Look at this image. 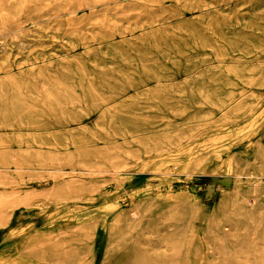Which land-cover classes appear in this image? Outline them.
I'll use <instances>...</instances> for the list:
<instances>
[{
	"label": "bare ground",
	"instance_id": "6f19581e",
	"mask_svg": "<svg viewBox=\"0 0 264 264\" xmlns=\"http://www.w3.org/2000/svg\"><path fill=\"white\" fill-rule=\"evenodd\" d=\"M15 1L19 2V7L22 10L19 13L11 8L0 9V39H5L7 36L5 42L8 47H13L17 42L26 46L28 41H33L27 39V35L44 33L42 25L55 27L58 31L59 26L64 27L61 21L66 16L75 15V10L68 6L39 9L37 6L40 0ZM72 1L88 4L89 8L94 5V1L91 0L88 2L86 0H67V2ZM246 1L252 3L245 7L249 9V12L246 15L247 20H243L248 22L243 24L246 28L242 30L239 27L242 24L238 19L242 14L233 15L228 17L230 22L227 27H224V35L219 36L217 33L219 26L211 23V19L206 15V9L203 5H199L197 6V16L194 19L187 18V13L184 10L176 11L174 9V12L170 14L177 25L169 28V32L175 29V32L180 36V39L176 40L178 42L176 45H174L172 36H169L165 30L159 34L160 36L153 34L143 41L129 43L130 41L123 40L121 46H109L117 65L128 66V74L131 73L133 78L124 76V73L117 69L97 70L88 54L92 53V49L87 50L89 41L78 42L79 47L75 45L87 51L81 56L77 53L74 54L75 47L72 49L66 44H61L60 48L64 49L59 50L67 53L63 60L64 66L55 63L47 67L20 71L13 70L10 65L0 64V130L10 129L11 131L29 128L32 125L36 128L45 127L46 130L60 131V134L49 139H18L19 145L23 142L28 144L44 142L48 145H58L60 142L66 146L73 144L75 158L84 162L89 159L103 160L110 163L113 168H120L123 161L118 158L119 151H123L124 154L129 153V145H113L109 147L108 152H104L101 148L92 147V143L97 137L86 134L83 127L77 128L79 131L83 130L79 134L75 132V129H70L73 124L82 123L81 118L48 119L47 116L50 113H57L55 112L57 110L56 102L53 101V98L63 96L67 92L69 94L76 92V90L84 92L86 96L94 93L99 102H103L107 98H121L119 108L114 114H111L117 118V121H121L120 118L130 110L133 113H139L138 108L143 103V98L153 95L165 97L157 104L159 105L157 108L163 111L169 98H180L186 106L191 105L190 103L195 98L219 97L222 98L223 103H228L235 98L245 100L243 104H236L225 120L216 128L217 132L215 133H219L223 138L217 142L202 137L185 138L180 135L176 137V141L163 136L153 140L134 139L138 148L149 156L141 166L147 172L169 168L190 172L194 168H202L204 164L198 158L200 154H204L230 137L242 135L250 138L251 134L258 133L257 140H249L247 143L251 149L253 160L247 161L240 155H229L225 160L227 170L240 179L244 173L246 180L236 179L233 188H222L219 200L209 212L206 207H203L200 195L195 189H189L191 192L188 194L174 195L167 199L165 193H169L170 186L166 187L167 189L154 192L148 181L130 196L127 206H122L120 201L108 203L88 212L86 216L77 215L76 229L61 226L55 229L57 233L53 235L41 236V233L36 235V238L32 239L31 245L27 246L30 247L15 256L19 260L15 264H46L45 261H42L43 256L50 253L56 257L59 250L71 252L74 258L73 260L66 259L64 263L61 261L60 264H81L82 260L94 248L93 228L98 224L107 232L104 257L100 264H162L159 258L158 260L153 259L155 254L147 251L150 247L158 251L160 259L167 255L168 247L178 251L184 248L187 253H183L182 256L180 254L181 264H227L223 260L228 257L237 261L236 264H247V257L243 252L242 245L252 241L253 248L263 247L264 188L260 181V178L264 176V79H260L263 75L262 62L255 60L245 67H238V63H242L243 59H248L250 53L264 50V16L254 17L253 6L257 0ZM27 2L35 5L32 12L26 9ZM51 16L54 19H43ZM158 20H161V24L165 23L162 18ZM65 27V33L74 34L78 31L76 24L65 25ZM134 33V30L129 32L131 36ZM207 34L211 35L208 41L205 37ZM120 35L124 39L128 36L125 31H122ZM157 37L163 39V42L159 43ZM37 41L40 42V40ZM106 42L104 41V43ZM141 47L152 53L150 58L153 61L139 57L132 61H126L119 53L121 50H126L133 54ZM181 47L196 51L206 50L208 57L201 59V62L215 64V66L212 65L209 68L211 70L201 71L190 70L188 67V70L182 69L184 75H191L190 82L178 88L164 87L162 81L165 73L161 66H170L175 70L177 63L173 60L174 58H179V68L195 64L180 59L178 50ZM233 51H238L239 57L235 56ZM96 55V53H92L91 57L98 59ZM254 63H257V68L253 67ZM206 83H211L212 86L208 88L204 85ZM253 86L263 93L258 95L248 92ZM131 97L137 99H134L133 104L126 107L127 101ZM242 108H245V116L241 120L231 118ZM183 111H185L184 107L177 109L178 114ZM22 112L40 113L42 115L38 114V116L42 117L36 123L28 122L27 119L22 122L18 117ZM105 112L106 110L101 114L104 115ZM104 117L108 118L109 116L105 115ZM110 123L111 121L96 123L95 129L98 133L104 134L113 129V136L128 135L137 130L153 127L159 122L150 117L142 120L133 117L124 125L115 122L112 123L115 126L111 127ZM36 128L33 129L36 130ZM10 140L11 138L8 136L0 134V153L12 154L9 149ZM255 161L262 162L257 166ZM21 165L20 162H17L16 168ZM82 166H86V164ZM242 182H245L246 186H243ZM80 189H84L82 193H88L87 196L82 197L87 200L102 198L104 195L97 193L95 186L87 185ZM66 195L55 202L59 203L68 198L77 202L81 198L74 193H66ZM50 202L51 198L46 203ZM193 219H197L199 225L190 232L189 228ZM250 228L255 230L253 239L245 238ZM54 243L56 246L58 245V249L55 251L52 249ZM222 249L226 251V255L219 251ZM254 264H264V260Z\"/></svg>",
	"mask_w": 264,
	"mask_h": 264
},
{
	"label": "rangeland",
	"instance_id": "374dc122",
	"mask_svg": "<svg viewBox=\"0 0 264 264\" xmlns=\"http://www.w3.org/2000/svg\"><path fill=\"white\" fill-rule=\"evenodd\" d=\"M88 1L86 0V2ZM91 1H94V5L89 8L88 4L76 1L40 0L37 6L39 9L68 6L75 10V15L66 16L61 21L64 27L59 26L60 31H57L55 27L42 25L43 34L27 35V39L33 40L27 42V45L31 44L29 47L18 42L13 47H8L5 42L7 36H5V39H0V64L10 65L13 70L17 69L20 71L47 67L55 63L64 66L63 60L67 53L59 50L64 49L60 48V45L66 44L72 49L75 47L76 51L74 54L77 53L81 56L87 51L78 48L77 43L89 41L87 50L92 49V53H96L98 57V59L96 57L93 58L91 57L92 53H88L90 61L93 65H96L97 70L117 69L124 73V76L133 78L134 76L131 73L128 74V66L120 67L117 65L116 60L111 55L112 51L109 46H121L123 40L130 41L129 43L143 41L153 34L160 36L159 34L165 30L169 33V36H172L174 45H176L178 43L176 40H179L180 36L175 32V29L169 32V28L177 25L170 14L174 12V9L176 11L184 10L187 13V18L194 19L197 16V6L199 5H203L206 9V15L211 19V23L219 26L218 35L223 36L224 27H227L230 22L228 17L233 15L242 14L238 18L242 24L239 27L241 30L246 28L243 24L248 22L246 21V15L249 9L245 7L252 3L246 0ZM25 7L32 12L35 5L27 2ZM253 7L254 17L264 16V0L255 1ZM5 8L14 9L16 13L22 11L19 7V2L15 0H1L0 9ZM250 14H252L251 11ZM52 17H44L43 19H54ZM160 18H162L163 22L165 21L164 24H161V20H158ZM75 24L78 30L76 33H65V25L71 26ZM130 30L135 31L133 36L129 34ZM122 31L128 34L125 39L120 35ZM210 36L209 34L205 35L206 41L211 38ZM156 39L159 43L163 42L160 37ZM37 40H40V42ZM35 41L37 42L35 43ZM104 41L107 42L104 43ZM178 51L182 61L195 64L179 68L180 60H178L179 58H174L173 60L177 63L175 70L170 66H161L165 73L162 81V86L164 87L178 88L188 84L192 77L190 74L184 75L182 69L188 70V67L190 70L201 71L211 70L209 68L212 65L215 66V64L210 65L201 62L208 57V53L204 49L196 51L181 47ZM237 52L233 51L232 53L239 57ZM119 53L126 61H132L138 57L153 61L150 58L152 53L142 47L138 48L133 54L126 50H121ZM250 54L248 59L241 57L244 61L238 63V67H245L250 62L260 60L263 73L260 79H264V50ZM256 64L254 63V68L258 67ZM146 69L149 68L146 67ZM204 85L208 88L212 86L211 83ZM248 92L258 95L263 93L255 86L251 87ZM164 98L161 95L144 97L143 103L138 108L139 113H133L130 110L120 118L122 119L121 121H117V118L111 115L119 108L121 98H107L103 102H99L98 97L94 93L86 96L84 92L77 90L76 92L70 94L67 92L63 96H55L53 98V101L56 102L55 108L57 110L55 112L57 113H50L47 116L48 119L68 120L74 117L81 118L82 123H79L81 125L73 124L70 129H75L78 134L84 130L86 134L97 137L92 143V147L101 148L104 152H108L109 147L113 145H129V153L124 154L123 151H119L118 158L123 161L120 168H113L110 163H106L103 160L89 159L84 162L75 158L73 144L66 146L60 142L58 145H48L44 142H35L34 144L23 142L21 145L17 143L18 139L23 138L49 139L54 137V135H58L60 132L58 130H46L45 127L36 128L32 125L29 128L11 131L10 129L0 130V134L11 138L9 149L11 150L10 153H12L11 155L0 153V264H15L19 262L15 256L22 251L25 252L30 247L27 246L33 242L32 239H35L36 235L40 233L41 236L53 235L57 233L55 229L61 226L76 229L77 215L86 216L88 212L116 201H120L122 206H127L130 196L148 181L154 192L164 188L167 189L166 187L170 186L171 190L169 193H165V198L167 199L174 197V195L182 196L183 194H188L191 192L189 189H195L200 195L203 207H206L209 212L219 200L222 188H233L236 179L246 180L244 173L240 179L227 170L225 160L229 155H240L247 161L253 160L251 149L247 143L249 140H257L258 133L251 134L250 138L242 135L230 137L204 154H200L198 158L204 164L202 168H194L190 172L173 168L145 171L141 166L148 160L149 156L138 148V145L133 141L134 139L153 140L163 136L176 141V137L180 135L185 138L202 137L203 139L217 142L222 138V135L215 133L217 132L216 128L225 120V117L236 104H243L245 101L241 98H235L228 103H223L222 98L206 97L195 98L190 103L191 105L186 106L180 98H169L163 111L157 108L159 106L157 104ZM134 99L137 98H129L126 107L133 104ZM179 107H184L185 111L178 114L177 109ZM244 109L242 108L238 113L232 115L231 118L241 120L245 116ZM104 110L106 112L102 115L101 113ZM38 114L22 112L18 117H20L19 119L22 122L27 119L28 122L34 121L36 123L42 117L38 116ZM105 115L109 117L105 118ZM133 117L141 120L150 117L159 123L148 129L137 130L133 134L129 133L128 135L118 134L113 136V129L105 134L98 133L95 129V124L102 121H111L109 126L113 127L115 125L112 123L119 122L124 125ZM79 127H83V130L79 131L77 129ZM33 128H36V130ZM17 162L22 164L19 168H16ZM260 162L262 161H255L254 163L258 166ZM85 164L86 166H82ZM260 181L261 186L264 188V176L260 178ZM241 184L246 186L245 182ZM87 185L95 186L97 193L104 194L102 198L98 197L93 200L82 198L87 196L88 193H82L84 189H80V187ZM66 193H74V195L81 196V198L77 202L71 198L59 203L55 202L57 199L66 197ZM49 198H51V202L46 203ZM198 225L197 219H193V223L189 228L190 232L194 231ZM254 233L255 230L250 228L245 238L253 239ZM92 236L94 237V248L82 260L81 264H100L103 260L107 232L98 224L93 228ZM251 244L252 241H249L242 245L243 252L247 257V264L263 261L264 243L263 247L259 249L253 248ZM146 247L148 246L146 245ZM52 249L53 251L57 250L58 245L56 246L54 243ZM173 249L168 247L167 255L161 257V259L159 253L157 254L158 251L153 250L151 247L147 251L155 254L153 259L158 260L159 258L162 264H181L182 258L180 254L182 256L187 251L184 248L180 249V251ZM219 251L226 255V251L223 249ZM72 255L67 250H59L58 256L54 257L49 253L43 256L42 261H45L46 264H60L61 261L64 263L69 258L73 260ZM223 262L236 264L237 261L232 257H228L224 258Z\"/></svg>",
	"mask_w": 264,
	"mask_h": 264
}]
</instances>
